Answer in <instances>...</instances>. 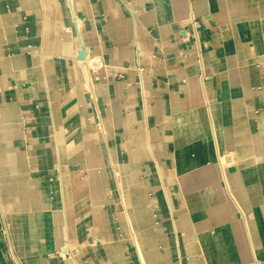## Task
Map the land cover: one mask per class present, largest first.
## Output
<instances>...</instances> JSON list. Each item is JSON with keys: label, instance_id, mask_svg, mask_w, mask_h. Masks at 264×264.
<instances>
[{"label": "crops", "instance_id": "obj_1", "mask_svg": "<svg viewBox=\"0 0 264 264\" xmlns=\"http://www.w3.org/2000/svg\"><path fill=\"white\" fill-rule=\"evenodd\" d=\"M123 1L132 20L122 0H79L86 86L66 11L0 0V105L17 110L0 141L19 153L0 173V264L3 238L21 264H121L125 225L183 264H264V0ZM25 182L32 203L8 209L2 187Z\"/></svg>", "mask_w": 264, "mask_h": 264}, {"label": "bare ground", "instance_id": "obj_2", "mask_svg": "<svg viewBox=\"0 0 264 264\" xmlns=\"http://www.w3.org/2000/svg\"><path fill=\"white\" fill-rule=\"evenodd\" d=\"M53 2H54V4L56 3V5L58 6V11H59V4H61V3L64 4L63 8L66 11V15L65 16L64 15L63 16L60 15L58 17V24H63V23L65 24V21H66L68 26H69V27L66 28V32H68V34H70L72 36V42H73V46H72L73 47V50H72L73 53H72V55H73V58L76 60L77 66L79 67V71H81V73H82L81 75H82L84 84H86V86H88L90 84L89 80L91 79V70L98 68V63L96 62L97 57H94V59H93V57L90 56V54L87 51L86 42L88 40H87V38H86V36H85V34L83 32L84 30H82L81 22H79V20H78V19H80L79 14L76 13L77 10H78V7L80 5L79 4V0H61V1L53 0ZM121 5L123 6V8L125 7V10L128 13V16H129L130 20H132V18L129 15L130 12H131L130 11V7L127 6V3L125 1H123V0L121 2ZM115 13L119 17L122 16L121 12L119 11V8H118V10L116 9ZM118 25L120 26L121 29L119 27H117V28H115V31L120 32V30H122L124 27L121 26L120 24H118ZM132 32H133L134 37H136L137 36L136 25H135V30L133 29ZM52 33H53V31H52ZM61 35H63V34H61ZM62 41H63V39H62ZM45 43H47V42H45ZM63 54H65L67 56L69 54V50L65 49ZM138 64H140V60H138ZM43 65H44V61H42V66ZM6 96L7 95H3V98L6 99L7 98ZM9 106H13V104H11ZM9 106L7 107V105L5 106V104L4 105H0V121H2V119H1L2 115L8 116V117H11V118L16 117L15 113H17V110L15 108L13 109V107H9ZM24 112H26V111L24 110ZM12 114L14 116H11ZM54 126H55V124H54ZM51 127H52V125H51ZM17 133L18 132H16V130L13 131L12 134L9 133L10 135L8 136V138L10 139V141L12 139H14L15 137H18ZM0 140H1V138H0ZM11 146L15 147V144H12ZM11 146L8 149H10ZM4 147L3 146L1 147V141H0V173H1V171H3V172L8 171L9 175L14 176L16 174L15 170H18L17 167H18V164H19V157H18L19 153H17L16 150H14V149H12V150L8 151V153H6L7 150H5L6 148H4ZM47 153H49V152H47ZM50 155H48V156L50 157ZM47 163H49V162H47ZM27 175H26V178H27ZM56 179H57L56 185H57L58 198H59V201H60V207L63 208V210H64L65 201H66V195H65L63 174H62V170L60 168H59L58 176H57ZM1 181H2V178H1ZM5 181H8V180H5ZM2 188H3L2 195L4 196V198H5L6 202H7L6 206H7L8 209L13 210V209H16V208H19V207L25 208L27 203H29V202L32 203V201L30 200L31 198L29 197L28 191H27V182H25L23 184H16V185L10 184L9 186H7L5 184ZM138 224H140V222H138ZM66 233L68 235L67 231H66ZM66 251L68 253H70L69 248H65V252Z\"/></svg>", "mask_w": 264, "mask_h": 264}, {"label": "rangeland", "instance_id": "obj_3", "mask_svg": "<svg viewBox=\"0 0 264 264\" xmlns=\"http://www.w3.org/2000/svg\"><path fill=\"white\" fill-rule=\"evenodd\" d=\"M26 1H28V0H26ZM40 1L43 4L44 12L48 11L47 8H49V6L51 4H53L52 3L53 0H40ZM59 1H61V0H59ZM63 5H64L63 3L60 4L59 10H62V9L64 10ZM61 16H63V14ZM61 25L68 26V24H67L66 21H65V24L63 23ZM45 28L47 30V25L45 26ZM91 72L93 74L92 80L95 82V80H97V77H96L97 72H96V70H93V69H92ZM115 77L117 79H119V80L122 79V76H115ZM86 94L89 96V98H91V100H93L94 95L92 96V94L90 93L89 90H87ZM74 116H75V113H74ZM0 133H1V131H0ZM77 144H80V142H76V141H74L73 143H71V142L69 143L68 142V147H70V148L67 149V150L72 155L71 158H76V156L81 151V149L79 148V145L77 146ZM51 170H54L55 171V168L50 169V171ZM48 175H51V173H48ZM43 177H47V175H42V179H43ZM117 181H119V180L117 179ZM122 195L123 194H122V191H121L120 192V196H121V199L123 200ZM128 208L129 207H126L127 210H128ZM121 209H122V214H121V216H122L123 213H124V211H123V209H124L123 205H122ZM123 219H124V217H123ZM138 222H140L141 227H144L145 226V223H146V219L145 220L144 219H140V220H138ZM121 223H122V221H121ZM155 225H156V222H154V226ZM125 226H126L125 228H122V229L120 228V232H118V236H116L114 238L115 243L118 246V247L115 246V248H117L118 250L121 251V253H120L121 264H140L139 258L137 256L138 255L137 254V249H139V248L144 249L146 251V259L147 260L144 259V261L142 262V264H145L146 261H147V264H156L157 262H160L161 263L162 261H167V263L174 262V264H175V262L176 263L177 262L179 263L181 261L180 264H183L182 257H180L179 255H177L176 253L167 254L166 252L165 253L164 252H161L162 251L161 250L162 249V246L155 245V243L152 244V241H155V239L151 238V236H149L147 238H144L143 236L142 237H138L137 235H135V230H134V228L132 226H128V225H125ZM137 227L140 228V226H137ZM124 233L126 235H124ZM3 240L5 241L4 242V249H5V251H6L7 255H8V257H9L10 262L12 264H21L20 262H18L16 253H15L14 249H11V247H10L7 239L6 238H3ZM93 241L94 240L92 239L91 242H90L91 245L92 246H96ZM146 242H147V244H146ZM148 242H149V244H148ZM146 245H147V247H146ZM86 250H87V248L83 251L84 252V257H89L90 256V251H86ZM61 254L62 253L58 251V252H56V254H53V256H56L58 258H61L63 261H67V260H69L71 258V256L69 254H65L63 256H61ZM85 263L87 264V262H85Z\"/></svg>", "mask_w": 264, "mask_h": 264}]
</instances>
